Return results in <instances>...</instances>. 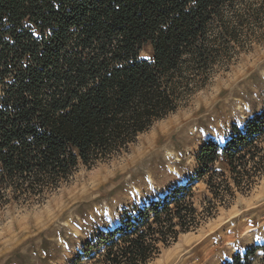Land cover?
Segmentation results:
<instances>
[{"label": "trees", "instance_id": "16d2710c", "mask_svg": "<svg viewBox=\"0 0 264 264\" xmlns=\"http://www.w3.org/2000/svg\"><path fill=\"white\" fill-rule=\"evenodd\" d=\"M262 21L264 0H0V213L40 205L81 165L126 152L227 68ZM195 159L191 181L126 212L72 264H147L249 193L264 178V106ZM222 264H264V244Z\"/></svg>", "mask_w": 264, "mask_h": 264}, {"label": "rangeland", "instance_id": "374dc122", "mask_svg": "<svg viewBox=\"0 0 264 264\" xmlns=\"http://www.w3.org/2000/svg\"><path fill=\"white\" fill-rule=\"evenodd\" d=\"M250 27L259 31L246 49L126 152L90 168L81 165L68 185L40 205L2 210L0 264H72L98 232L191 181L200 146L225 141L264 106V21ZM140 55L150 57L148 44ZM204 190L201 181L194 183L198 209ZM255 244H264V178L194 230L180 233L147 264H222Z\"/></svg>", "mask_w": 264, "mask_h": 264}, {"label": "bare ground", "instance_id": "6f19581e", "mask_svg": "<svg viewBox=\"0 0 264 264\" xmlns=\"http://www.w3.org/2000/svg\"><path fill=\"white\" fill-rule=\"evenodd\" d=\"M159 147V146H158ZM243 226V225H242ZM246 226V225H245ZM227 228V227H226ZM245 228V227H244ZM229 229V228H228ZM249 231V230H248ZM232 234V233H231ZM225 236V235H224ZM227 236V235H226ZM229 236V235H228ZM227 236V237H228ZM231 238V237H230ZM179 246V245H178ZM174 249V248H173ZM171 251V250H170ZM173 252V251H172ZM165 258V257H164ZM159 260V259H158ZM166 260H167V258H166ZM165 262V261H164ZM160 264V263H159Z\"/></svg>", "mask_w": 264, "mask_h": 264}]
</instances>
